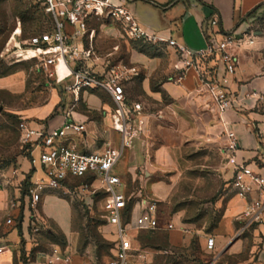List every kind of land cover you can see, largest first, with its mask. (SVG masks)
<instances>
[{
    "label": "crops",
    "instance_id": "obj_1",
    "mask_svg": "<svg viewBox=\"0 0 264 264\" xmlns=\"http://www.w3.org/2000/svg\"><path fill=\"white\" fill-rule=\"evenodd\" d=\"M123 4L134 17L138 27L156 39H131L133 46H129L128 59L124 66L135 68L137 72L129 82L132 86V99L145 97L142 101L144 110L135 114L136 124L141 123L143 129L133 146L125 150V159L117 165L116 172L132 173L134 179L138 178V173H144L140 179L145 193L141 196L144 204L152 201L157 203L159 218V203L168 198L171 184L164 182L157 174L167 171L166 168L177 167L179 154L186 153L189 147L198 151L200 147L209 148L216 143L227 144L224 135L226 130L235 132L237 136V160L256 164L264 175V71H261L263 63L249 62L250 57L246 59L244 55L240 56L239 67L229 76L228 85L234 95L235 108L223 113L219 117L221 121L215 115L216 106L205 92L196 69L187 66L188 53L196 54L206 50L210 42L219 41L222 36H231L233 41H236L237 37L245 34L250 19L264 10V0H124ZM212 19L218 20V27L215 29L210 27ZM159 39L165 41L161 42ZM168 40L175 41L176 46H170L166 42ZM217 72L220 78L224 74L222 69ZM8 79L0 78V90L20 89L21 85ZM126 88L127 86V94ZM89 102L95 108H100L99 110L102 108L105 115L102 120L88 122L83 116L76 117L69 110H60L54 115L50 113V109L45 108L23 110L19 112V116L23 121H27L32 129L53 130L64 123L66 112H70L78 122L85 123L87 127V133L74 140L82 152L101 153L108 145L119 147L121 135L113 129V103L103 107L102 101L96 96H90ZM40 153L39 146H34L30 152L31 158L36 159L38 155L32 175L33 183L44 177L39 162ZM222 156L226 158L224 152ZM228 167L231 171L226 182L232 177L230 165L225 164V171ZM75 181L78 180L70 182L73 184ZM100 187L99 181L92 185L94 189ZM235 199L237 198L233 196L228 205ZM139 203L132 208V218L139 213ZM239 203V208H234V217L243 208V203ZM25 205L24 218L20 223L16 221L17 216L21 214L20 209L14 208L8 212V219L11 214L15 219L11 225L7 224L5 215L0 213V248L3 249L0 264H25V258L30 259L29 261L35 259L36 264H40V255H34L35 249L28 230L32 210L30 207L34 211H39L40 208L52 225L65 234L72 231V210L65 200L53 192L43 193L36 206H32L26 197ZM57 208L61 209L60 212H57ZM231 209L228 208L226 214ZM15 212H18L17 216ZM232 226L233 237L223 252H228L230 257L237 260L232 264H264V244H260L259 249L256 248L254 243L257 240L251 236L233 242L236 239V229L234 224ZM112 228L115 230L114 226H106L105 230L109 232ZM183 228L186 227L181 226L178 232L170 233L168 238L171 243L176 244L179 238H182L185 244L192 240L193 237L187 235L190 230ZM139 246L137 248L145 256L146 251ZM257 249L255 257L253 253ZM169 251L175 253L173 249H165V252ZM66 254L71 256L73 263V254L69 251ZM136 259L138 258H132L130 264Z\"/></svg>",
    "mask_w": 264,
    "mask_h": 264
},
{
    "label": "rangeland",
    "instance_id": "obj_2",
    "mask_svg": "<svg viewBox=\"0 0 264 264\" xmlns=\"http://www.w3.org/2000/svg\"><path fill=\"white\" fill-rule=\"evenodd\" d=\"M17 26L21 27L23 41L35 35L53 32L54 20L47 12L46 0H0V78H9L12 83L21 85L16 91L0 90V213L5 215V220L8 219V212L14 208L20 209L24 218L25 199L35 171L30 146L22 139L20 123L23 120L17 118L19 112L45 108L56 115L60 110H69L76 117L83 116L86 121L92 122L102 120L105 115L102 108L99 110L89 102L90 96L99 98L103 107L113 103L111 96L103 89H86L76 97L71 92L48 83L34 64H9L3 60L1 53ZM84 41L96 53L93 67L100 73L107 66L110 68L126 64L129 46H133V41L120 23L100 14H94L88 19ZM228 52L236 67H239L241 55L244 58L250 57L249 62H261L264 65V10L250 19L246 33L233 41ZM201 62L211 71H224L220 55ZM261 71H264V67ZM129 82L131 80L124 82L127 86V99L132 103L137 101L143 109L142 101L145 97L132 99V86ZM68 83L72 84L73 81ZM112 110H115L114 103ZM215 115L218 118L222 115L217 107ZM225 148L226 144L219 143L209 148L200 147L198 151L189 147L186 153L179 154L177 167L166 168L167 171L157 174L164 182L171 184L168 198L159 203L161 225L172 223L176 230L140 234L138 238L141 243H135V247L141 245L146 255L144 260L136 259L131 264H172L178 257L177 252L185 251V247H188V254H196L201 260L209 261L213 255L206 253L204 246L210 236L216 237V255H224L221 264L237 261L228 252L223 253L233 237L232 225H235V229L238 227L234 219V208L238 209L240 206L239 199L228 205L234 195L228 181L226 182L231 170L228 167L225 171L224 168L225 164L229 165L230 155ZM223 152L226 158L222 156ZM37 157L38 155L36 159ZM124 159L123 155L119 164ZM138 174V178L134 179L132 173L120 172L127 185L128 205L135 206L145 193L140 179L144 173ZM139 190L143 191L141 195ZM53 194L65 200L72 210V231L65 234L52 225L40 208L39 211H34L30 207L32 210L28 230L35 249L34 255H40V264H61L52 262L54 253L66 254L68 251L74 256L73 263L71 259L70 264H109L116 235L113 228L109 232L105 230L106 226H112L108 224L103 210L104 193L91 188L87 181L78 180L72 187L54 191ZM228 208L232 209L226 214ZM60 210L57 208V212ZM17 213L15 212L16 216ZM9 218H13L12 214ZM21 221L22 218H19L18 223ZM181 226L190 230L187 235L193 237L192 240L185 244L179 238L181 240L177 239L176 244L171 243L168 238L170 233L178 232ZM165 249H173L175 253H167ZM257 253L258 249L253 253L255 257ZM29 260L25 258V264H36L35 259Z\"/></svg>",
    "mask_w": 264,
    "mask_h": 264
},
{
    "label": "built area",
    "instance_id": "obj_3",
    "mask_svg": "<svg viewBox=\"0 0 264 264\" xmlns=\"http://www.w3.org/2000/svg\"><path fill=\"white\" fill-rule=\"evenodd\" d=\"M117 1L118 3H115ZM124 0H46L47 12L54 20V30L22 40V30L17 26L9 42L1 53V58L9 64L32 63L46 78L48 83L59 86L63 91L79 97L86 89H103L112 98L115 110L112 114L113 129L121 135V145L117 148L108 145L101 153H84L75 143V138L87 133L85 123L78 122L70 112H66L64 123L53 130H36L29 127L27 121L20 123L22 139L31 149L41 148L39 162L44 177L32 182L27 197L32 206H36L45 192H54L72 187L71 180H85L92 188L94 182L101 183L105 194L104 213L108 224L115 227L116 239L109 264H130L132 258L144 260L141 251L135 247V234L158 230L173 231L176 227L170 223L161 225L156 202L144 204L140 201L139 213L126 221L125 211L128 206L127 185L124 178L116 172L121 157L126 149L133 146L135 139L142 132L141 123L136 124L135 114L142 110L139 103H132L126 97L124 82L137 75L135 68L124 65L106 67L103 73L94 70L96 53L88 48L84 38L87 21L94 14H100L120 23L131 39H156L142 31L134 17L123 4ZM211 29L218 27V20L210 21ZM164 42V39H159ZM176 46L175 41H166ZM233 44L231 36H222L216 42H210L206 50L196 54L188 53L187 66L194 67L199 74L202 86L212 103L223 114L235 108V99L229 88V76L236 71L233 57L228 48ZM220 55L224 74L220 78L217 71H211L201 62ZM65 71L60 73V67ZM70 80L72 84L68 83ZM227 141L226 151L232 177L229 187L234 197L243 203L241 212L234 217L237 223V239L251 236L257 240L256 248L264 244V175L256 164L248 161L239 162L236 153L239 143L235 132H224ZM35 166L36 159L32 157ZM139 193H143L139 190ZM136 206V205H135ZM133 215V214H132ZM15 219L7 221L11 225ZM206 253L213 255L209 264H216L220 255L217 253L216 237L210 236L204 246ZM3 249L0 248V254ZM70 264L71 256L55 252L52 262Z\"/></svg>",
    "mask_w": 264,
    "mask_h": 264
},
{
    "label": "trees",
    "instance_id": "obj_4",
    "mask_svg": "<svg viewBox=\"0 0 264 264\" xmlns=\"http://www.w3.org/2000/svg\"><path fill=\"white\" fill-rule=\"evenodd\" d=\"M46 9H47V7H46ZM51 15V14H50ZM52 16V15H51ZM52 33V32H51ZM44 34H46V33H44ZM41 35V34H40ZM43 35V34H42ZM36 36H39V35H35V36H33V37H36ZM19 120H21V117L20 116H18L17 117ZM30 152H31V148H30ZM229 183V182H228ZM31 185H32V183L30 184V186L29 187H31ZM29 190H30V188H29ZM28 193H29V191H28ZM28 193H27V195H28ZM105 195V194H104ZM133 204L131 205H128L127 206V209H126V211H125V216H126V221H130V218H131V211H132V208H133ZM19 218H22L23 219V216L21 215V214H19L18 216H17V218H16V221H19ZM167 232L166 230H158V231H151V232H145V233H154V232ZM141 233H144V232H140V233H138V234H136V236H135V242H134V244L135 243H139V235L141 234ZM198 240H199V238H197ZM186 252V253H185ZM188 252H189V250L186 248L185 249V251H182V252H180L179 254H178V257H177V259L175 258V260L173 261V263L174 264H191V263H194V264H209L210 262H211V260L213 259V257H212V259L211 260H209V261H203V260H201L198 256H196V254H188ZM204 252V251H203ZM169 258V257H168ZM222 258H224V255L223 256H221L220 258H219V260L217 261V263L216 264H221V259ZM172 259V258H171ZM170 262H172V260H170ZM172 263V264H173Z\"/></svg>",
    "mask_w": 264,
    "mask_h": 264
},
{
    "label": "bare ground",
    "instance_id": "obj_5",
    "mask_svg": "<svg viewBox=\"0 0 264 264\" xmlns=\"http://www.w3.org/2000/svg\"><path fill=\"white\" fill-rule=\"evenodd\" d=\"M59 69H60V73L63 74L65 71V68L63 66H61Z\"/></svg>",
    "mask_w": 264,
    "mask_h": 264
},
{
    "label": "water",
    "instance_id": "obj_6",
    "mask_svg": "<svg viewBox=\"0 0 264 264\" xmlns=\"http://www.w3.org/2000/svg\"><path fill=\"white\" fill-rule=\"evenodd\" d=\"M236 240H237V238H236V239H234V240H233V242H235Z\"/></svg>",
    "mask_w": 264,
    "mask_h": 264
}]
</instances>
